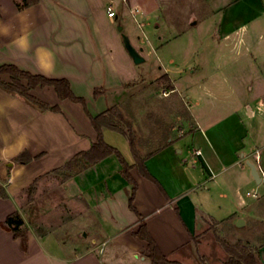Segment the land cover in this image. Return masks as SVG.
I'll return each instance as SVG.
<instances>
[{"label":"crops","instance_id":"obj_1","mask_svg":"<svg viewBox=\"0 0 264 264\" xmlns=\"http://www.w3.org/2000/svg\"><path fill=\"white\" fill-rule=\"evenodd\" d=\"M123 2L144 33L152 26L162 29L163 23L157 22L166 19V4L168 13L183 14V24L166 27L174 37L204 20L213 21L210 27L220 71L214 76L213 69L201 70L202 100L190 88L188 99L195 123L185 118L184 134L177 133L175 126L167 127L160 139L143 147V155H148L146 167L156 181L137 167L131 171L138 183L136 208L162 253L180 261L187 256L202 222L234 225L241 217L246 224L264 220V189L259 193L257 187L264 181H255L249 165L257 166L259 161L264 170V79L238 83L241 77H229L223 70L230 60L237 66L255 68L254 35L264 25V0ZM95 3L40 0L20 8L22 0H0V65L67 78L74 93L87 100L93 115L121 105L126 84L137 78L121 71L114 44L97 25ZM134 8L139 11L133 14ZM192 9L195 11L190 14ZM116 13L115 19L109 17L111 21L119 18ZM122 45L121 52L126 50ZM136 47L143 49L146 61L145 48ZM161 68L172 79L171 91H180L178 68L164 63ZM2 78L10 79L7 74ZM98 87L105 91L95 98ZM32 94L52 106L59 105L62 112L42 111L0 87V182L9 194V198L0 199V264H149L147 243L135 235L141 221L129 207L132 185L122 175L116 155L68 178L52 172L97 141L83 106L60 99L51 86L37 87ZM104 136L118 149L109 137L120 145L125 143L130 156L122 153L134 162L125 136L110 129H104ZM196 150L201 154L196 155ZM23 151L44 155L19 164L15 157ZM35 180L36 192L29 202L28 188ZM253 191L258 192L257 197L248 194ZM13 212L24 219L27 249L7 223ZM261 238L263 241L264 235Z\"/></svg>","mask_w":264,"mask_h":264},{"label":"rangeland","instance_id":"obj_2","mask_svg":"<svg viewBox=\"0 0 264 264\" xmlns=\"http://www.w3.org/2000/svg\"><path fill=\"white\" fill-rule=\"evenodd\" d=\"M95 1L97 25L114 44L121 71L133 74L137 78L126 84L127 94L121 105L132 119L136 129H139L142 149L152 140L160 139L167 127L175 126L177 133L184 134L186 130L185 124H183L184 119H191L192 124L195 123L191 114V101L188 99L191 94L190 88H194V90L192 89L193 95L202 100L204 74L201 75V70L204 71V68L213 69L214 76L219 75L217 67L220 61L216 59L218 56L216 39L213 35L214 30L212 31V27H210L213 21L204 20V24L188 27L180 36L174 37L166 27L171 23L178 26L180 23L183 24L184 20L180 18L183 14L168 13V4H166L164 12L167 13H163L166 19L157 22L163 23L162 29L158 30L152 26V28H146L147 33H144L134 16L129 13L130 9L123 0H114L116 11L119 13V18L114 21H111L107 13L106 3H109V0ZM190 6L194 7L195 5L191 4ZM194 11L190 10V14H193ZM198 13L200 14V12ZM122 33L128 34L135 46L142 45L145 48L147 57L145 62L136 64L127 49L122 50L123 52L119 50L120 48L124 49ZM161 35H164L163 39H160ZM254 37L251 36L250 39L256 40L255 48H253L257 60L255 68L253 66H237L233 60L223 66V70L227 75L229 74V77L237 79L241 77L238 83L250 78L256 81L264 79V25ZM157 42L162 45H157ZM172 59L173 62L170 61ZM163 63L170 64L173 69L178 68L177 70L180 71L181 74L178 76V78L182 77L180 91L170 90V87H173L172 79L163 68L160 69ZM219 64L221 65V63ZM193 70H197V72L191 73ZM200 109L204 111V106L201 105ZM113 136L123 139L119 134L114 133ZM108 140L113 142L112 144H118L122 152L127 157L130 156V150L129 148L125 149V143L120 145L116 139L110 137ZM152 149L153 147L146 151L149 152ZM143 152L144 150H142V154ZM257 187L261 193L264 189V182ZM262 218L264 219V214H262ZM263 235L264 220L251 221L250 224H246L245 221V224L240 227L237 226V222L234 225L220 224L214 220L202 222L201 230L195 233L191 248L186 251L187 256L180 259V262L182 264H225L229 259L225 243L235 245L240 241L254 250L258 256L259 264H264V252H261V246L264 245V240H261ZM149 264H152L150 259Z\"/></svg>","mask_w":264,"mask_h":264},{"label":"trees","instance_id":"obj_3","mask_svg":"<svg viewBox=\"0 0 264 264\" xmlns=\"http://www.w3.org/2000/svg\"><path fill=\"white\" fill-rule=\"evenodd\" d=\"M40 0H22L20 8H26L39 3ZM9 75L10 79L5 80L2 75ZM51 86L55 89L60 99H69L75 103H80L86 114L88 115L94 129L97 132V141L90 149L81 151L74 155L70 160L61 166L55 168L52 172L63 174L65 178L70 175L82 172L96 163L104 160L110 155H116L122 165V175L132 185L129 197V207L134 211L141 221V225L136 237L144 240L147 243L148 258L152 264H182L180 261L172 260L162 253L157 241L149 231L148 225L144 220L143 215L136 208L134 201L138 189V183L132 176V169L137 167L139 171L153 181L156 179L148 171L145 161L147 156L142 154L140 143L139 129H136L130 116L124 111L122 105H114L107 108L100 114L93 115L88 107V102L85 98L77 96L72 90L70 81L67 78H50L40 74H33L25 71L13 64L0 65V87L7 92L18 95L24 98L32 106L45 111L52 110L62 112L59 105L52 106L48 102L38 98L32 94V90L37 87ZM174 89L170 87V90ZM105 91L104 88L98 87L94 91L95 98H98ZM104 129H110L125 136L130 144V149L134 159L130 163L120 149L108 143L104 136ZM44 154L32 156L28 151H23L15 157V161L19 164H27L32 160L39 159ZM37 180H35L28 188V201L33 200L36 192ZM9 198L6 187L0 182V199ZM7 223L10 229L14 232V236L21 238L22 246L27 249V229L24 227V219L19 212H13L7 217ZM218 223V222H216ZM226 250L229 254V259L225 264H259L258 256L249 246L238 242L235 245L225 243Z\"/></svg>","mask_w":264,"mask_h":264},{"label":"water","instance_id":"obj_4","mask_svg":"<svg viewBox=\"0 0 264 264\" xmlns=\"http://www.w3.org/2000/svg\"><path fill=\"white\" fill-rule=\"evenodd\" d=\"M120 30H122V27H120ZM122 39L124 42V46L129 52L130 56L132 57L133 61L136 64L143 63L145 61V57L142 55V48L138 49L131 41L130 36L126 33H122ZM12 164V163H11ZM252 170V175L255 179V181L260 184L262 183L263 179L257 169V166L253 163L249 164ZM190 174V173H189ZM192 177V175H190ZM245 224V220L241 217L237 220V226H242Z\"/></svg>","mask_w":264,"mask_h":264},{"label":"built area","instance_id":"obj_5","mask_svg":"<svg viewBox=\"0 0 264 264\" xmlns=\"http://www.w3.org/2000/svg\"><path fill=\"white\" fill-rule=\"evenodd\" d=\"M125 1H126V0H125ZM131 11H132V13L134 14V13L138 12L139 9H138V8H134V9H132ZM107 12H108V16H109L110 18H112V19H115V17L117 16L116 8H115V5H114V0H110V1H109L108 6H107ZM195 154H196V155H200V154H201V151H200V150H196V151H195ZM257 160H259V158H258ZM257 169H258V171H259V173H260V175H261V177H262V179H263V181H264V170H263V168L261 167L259 161H258V164H257ZM248 194H249V195H252V196H254V197H257V196H258V192H257V191L248 192Z\"/></svg>","mask_w":264,"mask_h":264}]
</instances>
